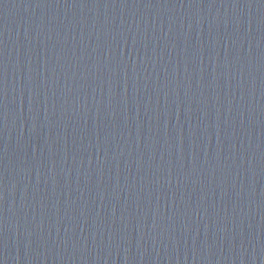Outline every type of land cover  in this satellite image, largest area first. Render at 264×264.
Masks as SVG:
<instances>
[{"label": "water", "instance_id": "obj_1", "mask_svg": "<svg viewBox=\"0 0 264 264\" xmlns=\"http://www.w3.org/2000/svg\"><path fill=\"white\" fill-rule=\"evenodd\" d=\"M0 264H264V0H0Z\"/></svg>", "mask_w": 264, "mask_h": 264}]
</instances>
